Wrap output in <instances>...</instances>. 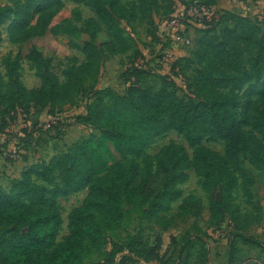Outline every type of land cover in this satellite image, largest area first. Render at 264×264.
Returning <instances> with one entry per match:
<instances>
[{"label":"trees","instance_id":"trees-1","mask_svg":"<svg viewBox=\"0 0 264 264\" xmlns=\"http://www.w3.org/2000/svg\"><path fill=\"white\" fill-rule=\"evenodd\" d=\"M73 1L89 6L93 11L95 18L90 20L93 26L88 33L91 39L99 32L106 33L105 48L109 56L125 55L132 50L121 20L138 19L136 8L129 9L122 0ZM138 1L143 13L141 19H144L152 0ZM216 2L192 1L208 7H215ZM231 14H226L229 22L221 35L202 33L194 39L196 68L192 83L195 93L203 101L185 103L173 89L140 88L136 84L113 106L97 99L83 118H76L78 124L100 129L97 141L85 139L73 144L66 153L52 157L48 163L29 166L12 182L8 193H0V227L28 228V233L1 243L0 251L7 264H87L92 258L102 259V264H137L140 259L161 261V240L152 249L134 236L123 242L118 240L117 235L126 223L125 209L139 212L148 207L143 218L150 226L172 228L176 220L169 214L170 210L182 198L180 183L191 172L201 178L208 196V227L219 229L230 221L234 237L250 245L258 244L249 242L244 234L259 224L261 217L244 214L234 193L242 191L249 199L253 198L252 186L256 180L244 174L243 161L264 173V144L242 131L237 118L239 88L260 80L264 69V35L261 36L257 21ZM84 54L86 63L70 68L65 83L49 70L42 72L40 69L38 75L42 86L38 90L28 91L21 82H13L6 93H0V118L4 110L18 100L23 105L35 103L44 110L71 104L85 82L101 68L102 51L87 43ZM244 56L248 58L249 68L244 63ZM183 60L177 59L173 63L172 73ZM136 72L140 71H132L134 81L137 80ZM161 79L175 82L169 76ZM15 108L9 110L12 112ZM47 113L51 117L59 115L57 111ZM260 127L264 136V112L260 116ZM171 130L181 133L195 149L192 157L177 145L164 147L156 156L147 154L153 141ZM206 137L222 141L224 155L201 147ZM110 147L123 158L156 161L163 168L161 181L157 183L152 177H141L140 169L130 161L116 165L117 171L112 174L97 151ZM85 189L89 193L84 207L70 218L69 237L57 244L62 222L57 200ZM193 200L182 204V214L201 215L200 210L194 209ZM111 238H115V243L110 241ZM195 239L199 246L192 245L184 264H189L186 261L193 257L196 247L199 248L196 259L208 264V248L199 238ZM109 246L111 250H108ZM175 261L177 263V259Z\"/></svg>","mask_w":264,"mask_h":264},{"label":"rangeland","instance_id":"rangeland-1","mask_svg":"<svg viewBox=\"0 0 264 264\" xmlns=\"http://www.w3.org/2000/svg\"><path fill=\"white\" fill-rule=\"evenodd\" d=\"M192 1L152 0L148 3L146 17L141 19L143 13L139 1L122 0L129 9L136 8L139 18L121 20V27L132 43V50L125 55L112 57L106 53V33L99 32L94 39H91L88 33L93 26L90 20L95 18L89 6L73 0H0V93H6L15 81L21 82L28 91L40 89L42 80L38 75L39 69L42 72L49 70L61 83H65L70 68H78L86 63L84 48L87 43H92L103 52L99 73L85 82L81 93L71 104L54 107V110H44L35 103L23 105L18 100L14 106L4 110L0 118V193H8L12 182L19 179L31 164L47 163L54 155L66 153L75 142L85 139L97 141L100 137L99 128L76 122V118H83L97 99L113 106L119 98L127 95L133 84H136L140 88L155 86L158 89H173L185 103L203 101L195 93L192 83L196 68L193 47H176L158 36L160 22L181 8L188 7ZM261 1L264 2L217 0L216 13L205 23V28L190 29L193 39L199 38L202 33L221 35L222 29L229 22L227 13L241 15L246 12L244 10L257 9L262 5L259 3ZM252 20L261 26L263 36L264 19L255 16ZM176 50L179 51L178 54ZM170 56L172 60H168ZM177 59L184 60L172 73V65ZM244 63L249 68L246 56ZM135 69L140 72H136L137 80L134 81L131 77ZM162 76L173 77L175 82L164 81ZM238 95L237 118L240 129L264 144L260 127V116L264 112V69L260 80L241 86ZM13 107H16V110L11 112L9 109ZM48 111H57L62 120L55 126H48L51 116L47 118L48 122L40 120ZM23 114L33 121V131L25 128L21 120L24 119L21 116ZM169 145L182 147L191 157L195 150L181 133L171 130L157 137L149 146L147 154L156 156ZM200 146L220 156L225 153L223 142L215 137H206ZM14 148L18 149L17 155L12 153ZM97 151L112 174L117 171L116 165L130 161L140 169L141 177H152L157 183L162 179L163 168L156 161L150 163L145 158H123L113 147ZM242 166L244 174L253 176L256 180L252 186L253 198L249 199L242 191L235 192L234 198L244 214L261 217L263 224L260 222L253 225L244 234L251 235L252 241L256 240L255 243L258 244L246 245L242 239L234 237L235 232L230 221L219 229L208 227V196L203 181L194 172L189 173L180 183L183 196L172 206L169 213L176 220L172 228L158 229L150 226L143 218V213L148 207L139 212H130L126 208V223L117 235L118 240L123 242L134 236L151 249L161 240L165 255L171 257L169 261H173V264H184L187 251L198 237L208 248V264H264V173L254 170L248 161H243ZM88 193L89 190L85 189L57 200L62 220L57 244L69 237L70 218L84 207ZM191 198L194 199V209L201 211L198 217L181 213L182 204ZM26 233L28 228L24 226L0 227V245L6 239ZM110 241L115 243V238ZM231 243L234 246H231ZM259 244L263 247H259ZM184 245L187 248L182 255L184 258L181 257L180 261L177 259L176 263L174 260ZM198 249L195 248L192 259L186 262L204 264L203 260L196 259ZM0 264H7L1 251ZM87 264H102V259L92 258Z\"/></svg>","mask_w":264,"mask_h":264},{"label":"built area","instance_id":"built-area-1","mask_svg":"<svg viewBox=\"0 0 264 264\" xmlns=\"http://www.w3.org/2000/svg\"><path fill=\"white\" fill-rule=\"evenodd\" d=\"M261 9L259 15H255L257 18L264 19V2H259ZM216 13L215 7H208L198 3H192L188 7L181 8L176 11L169 18L160 22L158 36L165 41H170L176 47L189 48L194 46V39L190 33L191 28H205V23L211 20L213 14ZM255 16L250 18H255ZM168 60H172V57H168ZM24 119L23 124L26 129L33 131L34 123L28 115H21ZM61 115L54 116L48 123V126L57 125L62 119ZM14 155L18 154V149L12 150Z\"/></svg>","mask_w":264,"mask_h":264},{"label":"crops","instance_id":"crops-1","mask_svg":"<svg viewBox=\"0 0 264 264\" xmlns=\"http://www.w3.org/2000/svg\"><path fill=\"white\" fill-rule=\"evenodd\" d=\"M251 2V1H250ZM215 9H216V7H215ZM260 9H261V6H259L257 9H249V10H244V11H246V12H244V13H242L241 14V16H245V17H253V16H255V15H259V12H260ZM243 10V9H242ZM251 14H250V13ZM250 14V15H249ZM176 53L178 54L179 53V51H177L176 50ZM181 56V55H180ZM46 115H42L41 116V121L42 122H48V119L47 118H50V115L48 114V113H45ZM77 122V121H76ZM78 124V123H77ZM83 141V140H82ZM81 142V141H80ZM75 143H79V142H75ZM75 143H73V144H75ZM54 156H56V155H54ZM53 156V157H54ZM52 159V158H51ZM50 159V160H51ZM49 162V161H48ZM47 162V163H48ZM32 165H35V164H31L30 166H32ZM262 224H263V222H261ZM210 229H212V228H210ZM214 230V229H213ZM246 234V233H245ZM252 234V233H251ZM247 236H249V237H247ZM247 236L245 235V237L249 240V242H257L256 240L255 241H252V239L250 238L251 237V235H249L248 233H247ZM197 239H198V237H196ZM244 241V240H243ZM166 243V242H165ZM244 243H245V241H244ZM205 244V243H204ZM246 245H250V243L249 244H247V243H245ZM163 242H161V247H160V251H159V255H160V258L162 259L161 261L160 260H158V259H155V260H146V259H140L139 261H138V263L137 264H173V261L172 262H170L169 260H170V258L171 257H167L166 255H165V253L166 252H164V250H165V248H164V250L162 249L163 248ZM259 247H263V245L261 244V246H259ZM111 246H109L108 247V250H111ZM207 248V247H206ZM186 247H185V245L184 246H182L181 247V249H180V251H179V254H178V256L175 258V259H178V261H180V259H181V257L182 258H184L182 255H183V253L186 251ZM124 254H127V252H125ZM124 254H122V255H124ZM122 255L121 256H119V258L120 257H122ZM189 254H186V257H185V260L187 259V256H188ZM209 256V255H208ZM192 259V258H191ZM175 261V260H174Z\"/></svg>","mask_w":264,"mask_h":264}]
</instances>
